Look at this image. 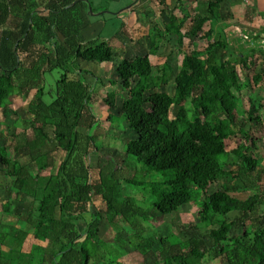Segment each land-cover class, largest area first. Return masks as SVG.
<instances>
[{
	"label": "trees",
	"instance_id": "1",
	"mask_svg": "<svg viewBox=\"0 0 264 264\" xmlns=\"http://www.w3.org/2000/svg\"><path fill=\"white\" fill-rule=\"evenodd\" d=\"M73 1L56 5L50 0L38 12L36 2L26 0L15 13L0 0V110L8 107L13 95L31 94L30 119L25 124L32 139L22 137L13 147L14 153L23 148L28 154L23 160L11 158L7 148L0 146L2 172L11 179L9 200L32 203L22 240L31 234L45 242L42 249L54 264H125L127 252L138 257L136 264H210L211 260L264 264V216L258 215L264 197V158L256 156L262 137L253 132L262 121L253 117L251 107L247 117L254 126L245 130L240 100L234 94L264 81V51H236L228 43L217 26L233 16L223 0H177L169 12V25L149 28L145 55L113 62L114 50L108 42L80 43L81 2ZM191 1L196 3L194 8ZM12 13L21 14L15 33L2 30L15 21L10 20ZM187 22L183 36L201 39L206 46L189 54L181 52L175 66L170 58L154 65L167 36H181ZM80 61L113 62L120 88L102 101L115 109L117 98L121 100L119 116L109 113L106 119L110 125L125 123L132 132L125 157L163 173L164 179L147 185L155 197L156 213L166 216L194 205L197 229L207 230L204 238L181 240L172 232L149 237L147 212L129 197H119L122 183L139 184L127 175L126 159L101 153L96 166H90V156L100 153L105 142L98 146L101 136L94 132L99 128L92 112L97 95L87 76L93 81L95 77L79 67ZM54 73L48 83L45 76ZM168 87L169 92L162 90ZM103 136L108 138L106 133ZM232 138L239 141L228 150ZM54 149L64 154L55 172ZM232 179L240 183L238 188L231 186ZM218 181L221 188L208 193ZM241 193L248 195L241 198ZM96 198L103 201L104 210L93 211ZM4 204L2 212L11 205ZM87 213L92 217L81 232L77 222H84ZM118 219L131 228L129 235L123 234ZM104 222L114 231L115 249L101 239Z\"/></svg>",
	"mask_w": 264,
	"mask_h": 264
},
{
	"label": "rangeland",
	"instance_id": "2",
	"mask_svg": "<svg viewBox=\"0 0 264 264\" xmlns=\"http://www.w3.org/2000/svg\"><path fill=\"white\" fill-rule=\"evenodd\" d=\"M236 4H240V2ZM232 14L233 16L227 17L223 22L218 23L217 25L219 28L223 29V32L227 36L228 43L233 45L237 51L245 50L249 47L258 48L263 45L261 40L264 38V31L260 30V33L257 34L259 35V38H255V31L251 30L252 28L244 24V20L242 19L244 14H239L237 11ZM159 16L156 21L162 26V22L164 23V21H166V16ZM260 17L262 20L264 19V12L260 14ZM107 18L111 17L102 18V20L107 21L104 32H107L106 30H111L108 33L110 34L116 28H119L120 21H116L114 19L115 17H112L110 22L115 24L111 26V23L108 22ZM130 35L133 36V33L128 31V34L126 35L127 38L130 37ZM244 36H246L247 39H245ZM205 46L206 42L203 40L201 41V39H197L192 42L188 39L181 38L178 35H168L164 42L163 49L160 51V56L153 59V64H161L165 58H170L172 65L175 66L182 57L181 52L189 54L193 49H202ZM143 52L146 51L143 50L141 53ZM119 53L118 49H114V59H119ZM256 65L259 66L258 60ZM100 66L101 65L89 64L85 62L81 63V61L79 62L80 68L83 67L85 70L92 71L98 78V80L94 82L91 80L93 78L87 76V81H91L92 85L94 83V92L96 93L95 95H97V98H95L94 104L92 105V112L97 119V125L99 126L97 131L94 130V132L101 137L98 141H96V143L98 146L103 143V141L107 144L106 146L105 143H103L105 148L102 149V151L100 150V153H92L89 159L90 166L92 168L96 166L98 156L101 153L109 157L114 156L115 158L126 159L127 162L126 165L124 164V167L126 168L127 175L139 184L132 185L122 183L119 197H129L134 204L147 212L146 223L150 226L149 232L147 233L149 237L157 238L159 235L164 236L169 232H172L181 240H185L192 236L199 239L204 238L207 230L197 229L196 225L199 222V216L194 205H186L180 208V210L175 214L166 216H159L154 210L152 203L155 197L151 195L147 189V185L164 179L162 176L163 173L149 170L143 164L136 162L131 157H125L123 152L125 144L128 140L133 138V135L127 130L125 123H122L120 126H117L115 123L110 125L106 119L109 113L119 116L121 100L119 97L117 98L115 109H109L102 101L109 92L113 91V89L108 86V80L114 81L113 78H115L113 62L108 65H102L103 69H101ZM237 73L240 80H243L244 73L240 69H238ZM45 77L48 78V83L53 82L54 77H56V73L52 76L46 75ZM162 90L169 92V87L163 88ZM234 94L239 97L240 100L239 112L243 128L245 130L254 126L253 123H249L247 117V111H249L251 107L254 109L253 117H259L262 121L261 125L253 127V132H256L255 135L257 134L262 137L256 156L264 157V81H261L258 86L252 87L251 89L249 88L240 93L235 92ZM30 98L31 94L29 93L28 95L15 94L9 99L8 107L4 110H0V146L7 148V155L11 158L16 157L23 160L26 157L25 155L28 154V151L23 148H20L18 153H14L13 147L15 144L23 141L22 137H25L27 140L32 139L31 128L25 124L26 121H29L30 119V115L27 111V104L30 101ZM50 100L51 98L46 96V101L49 102ZM105 133L108 138L103 136ZM49 135L51 138L52 132L50 130ZM238 141L239 138H232L228 140L226 144L227 149H233ZM50 146L53 145L51 144ZM63 155V152L54 149L53 156L55 158V168L53 169V172L56 171L59 162H61L60 158H63ZM31 173L35 174V171H31ZM45 173L47 174V172ZM0 178L4 179H1L2 181L0 183V264H54L48 255H45V251L37 245H33L31 247L30 244H28L26 250L30 251L23 250L24 241L22 238L24 239L23 236L28 231L27 220L29 219V212L31 211L32 203L30 200L25 201L26 204L20 207V209L24 208V211L18 212L20 209L17 210V207L14 206L17 202L14 201L13 204L12 201L8 200L10 198L8 185L11 181H9V177L2 172L1 165ZM230 184L232 187L238 188L240 183H238L236 179H232ZM220 188L221 182L218 181L211 185L207 192L211 193ZM246 194L247 193H241L239 197L244 198ZM5 201L12 204L6 212H2L6 206V204H4ZM98 210H104V204L100 198H96L93 203V211ZM85 216L87 217L86 220L84 219L86 224L90 219V214ZM229 220H232V217ZM117 224L122 227L124 235H129L132 232L131 228L123 221V219H118ZM101 236L104 243L113 249L117 248L115 245L114 231L105 222L101 228ZM20 239L22 242H20ZM128 249L131 250L129 247ZM118 252H120L121 256L124 255L122 249H119ZM136 257L137 256L135 254L127 252L123 262L125 264H136V260L138 258ZM218 262L219 260H211L210 264H217Z\"/></svg>",
	"mask_w": 264,
	"mask_h": 264
},
{
	"label": "crops",
	"instance_id": "3",
	"mask_svg": "<svg viewBox=\"0 0 264 264\" xmlns=\"http://www.w3.org/2000/svg\"><path fill=\"white\" fill-rule=\"evenodd\" d=\"M24 1L26 0H5V2L9 3L10 6H12L15 9V13H17L16 8L17 9L22 8L21 5ZM51 1H54L56 5H58L62 0H51ZM77 1L81 2L80 3L81 7L79 9V13H80L79 19L81 21V27L78 35L80 43L84 44L90 41L108 42L110 46L113 48V50L118 49V52H120L119 59L115 58L113 62H117L119 60L126 58L127 59L133 58L135 56L145 55L147 53V47H148L149 28H151L153 25H157L159 28H163L164 26L169 25L168 22L169 12L177 3V0H137V1L136 0H81V1L75 0L72 2V4ZM223 1L225 3V7L232 13L233 12L235 13V11H237L239 14H244L242 18L244 20V24L248 25L250 28H252L251 30L255 31L254 37L258 39L259 35L257 34L260 33L259 31L260 30L264 31V19L262 20V18L260 17V14L264 12V0H248L247 4H244L242 0H223ZM33 2H36L38 8L41 9L43 8V6L49 3L50 0H33ZM238 2H240V4H236ZM190 3H191V8L192 7L194 8L196 6L195 1L193 2L191 1ZM190 3H188L187 6H189ZM89 6L91 7L92 12H94V15H91L89 13V8H88ZM40 11H43V9L39 10L38 12ZM159 15H162L164 17L166 16L165 17L166 21H164V23L162 22V26L156 21ZM17 16L20 17L21 14L19 15L13 14L10 17V20L15 19V21L12 22L11 24L7 22L9 25L7 24L6 26H4L2 30L15 33L18 30L17 24H19L20 22L18 21L19 17ZM106 17H111V18L115 17L114 19L116 21L118 20L120 21L119 28H116L110 34L108 33L111 30H106L107 32H104L107 21L102 20V18H106ZM111 18H107L108 22H110ZM110 23L111 26L115 24L113 22ZM188 26H189V22H187L185 24V27L182 28L181 30L182 35L180 36L181 38H185L183 35L186 32V28ZM128 31L129 32L131 31V33H133V36L130 35V37L127 38L126 35L128 34ZM261 43H263V45L259 46L258 48L249 47V49L252 48V49L264 51V38H262ZM232 47L237 51V49L233 45ZM161 49H163V45ZM143 50H145L146 52L141 53ZM260 55L261 54L256 53L255 56L259 57ZM258 61L260 64L261 60L259 59ZM108 64L109 63L100 64L101 65L100 68L103 69L102 65H108ZM257 68H259V66ZM89 72L92 73V75L95 77L96 80H98L97 76L94 75L92 71ZM114 76H115V78H113L114 81L108 80V86L111 87L113 91H118L120 88V79L115 74V72H114ZM91 80L93 81V79ZM130 133L132 134V132ZM60 159L62 160V158ZM2 169L3 168L1 166V170ZM1 179L4 180L3 178H0V183L2 181ZM9 181H11V179ZM10 184L8 185V187L10 186ZM263 190H264V185H263ZM247 195L248 194H246L245 197H247ZM15 204L14 206L17 207L18 210L26 203L23 204L15 203ZM23 211L24 208L18 210V212H23ZM85 215L83 216V219L86 220L87 217ZM258 215L264 216V197L262 198V201L259 205ZM91 217L92 216L90 214V219ZM77 224L79 231L82 232L85 228V222L78 221ZM28 244H30L31 247L33 245L34 246L37 245L41 248H44L46 246L45 242L37 241L36 239H34V237L31 234H28L26 236L23 243L24 245L23 250L30 251V250H26Z\"/></svg>",
	"mask_w": 264,
	"mask_h": 264
},
{
	"label": "water",
	"instance_id": "4",
	"mask_svg": "<svg viewBox=\"0 0 264 264\" xmlns=\"http://www.w3.org/2000/svg\"><path fill=\"white\" fill-rule=\"evenodd\" d=\"M136 1H137V0H136ZM88 8H89V13H90L91 15H94L93 12H92L91 7L89 6ZM95 80H96V79H95Z\"/></svg>",
	"mask_w": 264,
	"mask_h": 264
},
{
	"label": "built area",
	"instance_id": "5",
	"mask_svg": "<svg viewBox=\"0 0 264 264\" xmlns=\"http://www.w3.org/2000/svg\"><path fill=\"white\" fill-rule=\"evenodd\" d=\"M244 4H247L248 3V0H242ZM245 39H247L246 36H244Z\"/></svg>",
	"mask_w": 264,
	"mask_h": 264
},
{
	"label": "bare ground",
	"instance_id": "6",
	"mask_svg": "<svg viewBox=\"0 0 264 264\" xmlns=\"http://www.w3.org/2000/svg\"><path fill=\"white\" fill-rule=\"evenodd\" d=\"M99 220V219H98ZM84 226V225H83Z\"/></svg>",
	"mask_w": 264,
	"mask_h": 264
}]
</instances>
